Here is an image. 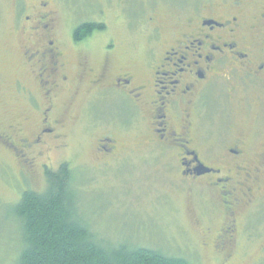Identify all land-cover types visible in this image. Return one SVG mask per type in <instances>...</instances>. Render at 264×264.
Wrapping results in <instances>:
<instances>
[{
    "label": "flooded vegetation",
    "instance_id": "1",
    "mask_svg": "<svg viewBox=\"0 0 264 264\" xmlns=\"http://www.w3.org/2000/svg\"><path fill=\"white\" fill-rule=\"evenodd\" d=\"M65 3L0 0L32 82L33 90L17 83L30 111L23 122L38 113L28 134L13 137L8 125L0 141L15 157H42L47 142L62 138L59 95L83 94L87 127L104 126L93 142L99 161L125 158L123 133L134 139L139 130L144 146L169 152L178 180L196 186L214 213L215 227L202 233L212 259L233 264L238 240L257 239L264 218V0H181L151 13L143 18L147 46L130 51H139L135 59L112 35L94 47L92 38L108 32L105 9L65 26Z\"/></svg>",
    "mask_w": 264,
    "mask_h": 264
},
{
    "label": "rangeland",
    "instance_id": "2",
    "mask_svg": "<svg viewBox=\"0 0 264 264\" xmlns=\"http://www.w3.org/2000/svg\"><path fill=\"white\" fill-rule=\"evenodd\" d=\"M180 2L66 0L60 16L66 26L89 16L94 18V9H105L108 32L92 38L94 47L112 35L119 40L121 51L135 59L139 51L130 52L134 46L141 49L148 43V37L143 33V18L155 12L176 10ZM6 12L7 8L0 6V131H7L9 125L13 127L12 136L19 137V134L30 132L38 113L34 112V118L26 124L23 122L30 111L23 94L17 91V83L23 80V85L31 83L29 88H33L30 79L22 76L20 71L22 47L19 39L2 23ZM88 55L91 61L99 62L98 51L92 49ZM59 96L57 112L63 123L57 133L62 138L57 143L47 142L40 150L42 157L31 152L15 157L0 141V264H9L17 252L19 225L14 222L13 206L19 201L23 188L42 192L47 186L44 172L47 168L56 171L62 164L68 165L75 179L73 188L81 216L103 245L114 248L137 246L183 257L194 264H216L206 245L210 241L205 243L202 236L204 228L215 227L214 213L207 209L209 204L199 202L196 186L178 180L169 152L157 146H144L138 137L139 130L134 139L123 133L125 158L99 161L93 142L104 126L87 127L81 111L86 99L83 94L75 99L64 93ZM126 121L127 115L123 114L121 124ZM207 126L206 123L202 125L203 128ZM258 229L261 235L257 239L247 241L242 237L238 240L234 263L264 264V218Z\"/></svg>",
    "mask_w": 264,
    "mask_h": 264
},
{
    "label": "trees",
    "instance_id": "3",
    "mask_svg": "<svg viewBox=\"0 0 264 264\" xmlns=\"http://www.w3.org/2000/svg\"><path fill=\"white\" fill-rule=\"evenodd\" d=\"M44 173L46 188H23L13 206L20 240L9 264H194L153 249L103 245L81 216L68 165Z\"/></svg>",
    "mask_w": 264,
    "mask_h": 264
}]
</instances>
